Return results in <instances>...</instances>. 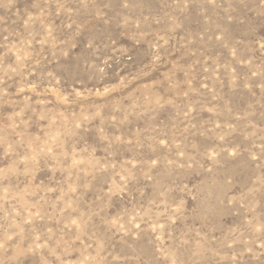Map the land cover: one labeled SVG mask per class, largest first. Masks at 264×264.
Returning a JSON list of instances; mask_svg holds the SVG:
<instances>
[{
	"label": "rangeland",
	"instance_id": "1",
	"mask_svg": "<svg viewBox=\"0 0 264 264\" xmlns=\"http://www.w3.org/2000/svg\"><path fill=\"white\" fill-rule=\"evenodd\" d=\"M0 264H264V0H0Z\"/></svg>",
	"mask_w": 264,
	"mask_h": 264
}]
</instances>
